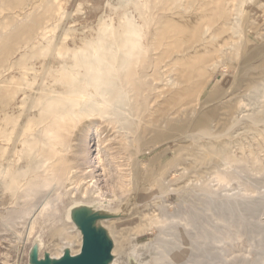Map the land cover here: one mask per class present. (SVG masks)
<instances>
[{"label": "rangeland", "instance_id": "rangeland-1", "mask_svg": "<svg viewBox=\"0 0 264 264\" xmlns=\"http://www.w3.org/2000/svg\"><path fill=\"white\" fill-rule=\"evenodd\" d=\"M85 1L0 0V82H2L0 83V114L3 112L2 116L0 115V170L6 169L12 173L10 181H0V264H28V250L35 241L39 242L40 256L45 251L59 256L70 233L68 224H71V221L67 222L65 213L77 204L84 203L95 209L114 213L113 217L101 221V224L111 232L114 241L112 251L114 256L110 264H130V262L139 260V256L150 247V244L147 245L148 248L135 247V242L152 241L154 235L142 230L147 227L144 226L146 218L131 219V216L135 212L147 209L149 204L152 207L151 211H154L153 208L159 203V199L158 197L149 198L143 188L145 183H142L140 178L138 180L141 185L139 190L128 185V180L125 179L129 166L125 162L127 156L125 145H123L124 134L122 135L115 129L114 122L103 121L98 113L90 115L86 111L78 110L65 99L63 94L80 84L84 85L88 77L96 76V73L90 71L96 65L90 54L94 53V59H97L99 65L117 67L120 65L125 49L123 40L126 35L132 33L131 21L138 27L143 42L140 47L142 52L128 56L131 59L132 64L129 65L132 70L138 69L139 74L147 77L149 81L155 73L158 75L164 73L165 81L167 79L174 81L172 89L185 85L186 68L197 55L204 56L205 61L207 60L204 62L205 68H208L212 58L216 57V49H220L218 54L227 61L235 62L244 53L248 56L255 52L260 53V55L257 54L260 58L259 56L257 58L260 60L264 58V0H167L165 3L164 0H117L116 3L109 0ZM78 5L80 6L77 7ZM67 12L68 15H66ZM85 13L87 14L84 15ZM187 14L190 15L189 18ZM177 16H180L179 19ZM170 18L174 22H181L180 35L164 33L159 37L158 30L159 32L165 31L167 29L164 28L165 24L171 21ZM156 42L159 45L156 46ZM110 49L117 51V55L110 56L108 53ZM50 54L52 57L49 56ZM37 60H40V63H35ZM146 64L147 66L143 67ZM124 73L125 70L119 69L112 73L111 84L120 91L128 90ZM32 74L36 77H32ZM76 74L81 75L76 77ZM220 76L223 78V86L217 88L215 93L221 95L229 83V75H222L218 72L199 97L192 94L189 98H181V103H187V105L182 106V112L179 111V114H175L176 116L172 115L168 132L158 129L157 136L161 138L166 137L165 135L169 136L171 132H179L185 124H188L187 122L194 118L198 110L202 107L203 109L208 108L210 105L207 106L205 100L214 91V83ZM106 81L110 82L108 79ZM25 90L28 92H24ZM155 93L151 94L152 98ZM28 97L34 99L31 100ZM138 98L143 101L142 93L138 94ZM189 101L191 103H188ZM154 103L153 108L157 106L156 102ZM4 113L7 115L5 116ZM157 113L156 115L160 117L161 114ZM251 114L257 119H264L262 108ZM180 115L181 117L186 116L182 117L183 120L176 119ZM213 124V121L208 122L206 129L202 128L194 138H187L181 143L175 144L172 139L161 138L152 144L150 151L145 146V152L142 154L143 163L141 165L143 166H139V172L143 175L146 171H152L166 178L162 181L163 185L157 183L156 187L153 186V190L170 192V201L175 203L177 195L176 190L172 188L183 186L186 178L185 173L181 171L182 165L192 171L189 164L196 150L203 148L205 144L223 138L228 140L230 145L221 153V156L231 163L235 161L244 167V171L236 176L235 181L247 188L251 196L256 197L264 193V124H252L250 121L235 126L230 124L221 131L219 137L207 136L205 133L213 134ZM43 127L58 130L59 143L63 146L67 145L70 149L61 153L64 157L70 156L65 166L77 164L78 168L71 174V187L57 201V211L46 210L41 214V206H39L41 197L27 196L25 192L16 187V183L30 187L41 179L42 171L38 169H41L39 164L44 149H42L43 144L40 140L45 137H40L37 128L41 130ZM54 154L53 150V160L49 161L56 165ZM18 156L21 159L18 160ZM53 165L52 169L50 168L51 172L56 171ZM203 169L205 170L202 172ZM202 170V175L197 179L190 174V178L194 181L192 186L189 185L188 189H180L188 203H191L188 197L199 191L211 195L225 188L226 191L223 192L225 195L239 193V187L234 184L224 186L214 179V174L219 168L207 165ZM167 179L169 182L165 181ZM121 180L124 182L122 186H120ZM168 183L171 186H168ZM137 192L138 195H136ZM134 195H136V201ZM130 207L133 209L130 210ZM250 211L254 214L260 212L259 215L264 218V201L254 205ZM31 223L34 225V230L29 233ZM256 233L251 234L255 236ZM135 235H137L136 238ZM80 244L75 241L69 248L73 247L75 253L79 250ZM218 245L224 247L228 257L233 255L228 245L220 242L217 243ZM252 254L255 255L253 251ZM146 264L154 263L148 261Z\"/></svg>", "mask_w": 264, "mask_h": 264}, {"label": "bare ground", "instance_id": "bare-ground-1", "mask_svg": "<svg viewBox=\"0 0 264 264\" xmlns=\"http://www.w3.org/2000/svg\"><path fill=\"white\" fill-rule=\"evenodd\" d=\"M109 1L116 3L117 0L115 1L109 0ZM165 1L167 2V0H164V3ZM164 3L163 4L161 3V4L164 5ZM80 5H78L77 7H79ZM177 8H174V9H177ZM68 14L69 13L67 12L66 15ZM86 14L87 13H85L84 15ZM159 15H162V13H159ZM189 16L187 14L188 18ZM178 17L180 16H177V18ZM69 18L70 17L68 16V19ZM189 20L192 21L191 19ZM237 22L239 24L238 19H237ZM88 24L90 23L88 22ZM158 24L159 23H157V25ZM131 25H132V29H131L132 33L126 35L125 39L123 40L125 49L123 50L124 54H122L120 65L118 67L99 65V62L96 61L97 59L96 60L94 59V53L90 54L92 57V61L94 62V64H96L95 67L90 69V71L91 73L92 72L96 73V76L94 78L88 77L84 85L80 84L76 86L75 88H73L72 90L64 92L63 94L65 96V99L68 102H71L74 107L78 108V110L86 111L90 115L96 112L98 113V116L103 119V121L114 122L115 129L119 133L121 132L122 135L124 134L123 135L124 136L123 145H125L126 156H127L125 159V162L129 166V172L126 175L127 178L125 177V179L128 180V185L132 186L136 190L137 189L139 190L141 185H139L138 180L140 178L142 180V183L146 184V185L143 184V188H144V191L149 195V198L153 199L155 197H158L159 199V203L155 205L153 208L154 211H151L152 207L147 202L149 204L147 209L140 211V212H135V214L131 216V219L133 218L136 219L138 217L139 218L142 217L143 219L146 218L147 219V220L145 219L146 225L144 226H147V227L143 228L142 230L147 233H152L154 235L152 241L146 240L142 242H135L134 244L135 247H147V245L150 244L149 245L150 247L149 248L147 247L148 249L146 250V252L139 256V260L136 261L137 264H146V262L148 261H152L154 264H264V218H262L259 215L260 212L259 214L255 213L256 214L255 215L252 211H250V208H252L254 205L261 203L262 200L264 201V193H260V195L258 194L256 195V197L251 196L247 188L241 186L240 184L237 183V181H235L236 176L241 174L242 171H244V167L242 164L236 163L235 161L231 163L228 159H225L221 156V153L225 151L230 145L228 140L222 138V140L210 142L209 144H205L203 148L200 147L199 150H196L189 164V167H191L192 171H190L188 167L182 165L181 171L185 173L186 178L183 181L184 182L183 186L172 188L174 189V191L176 190L175 194L177 195V198H176L177 200L175 203L170 201V198H169L171 194L170 192L168 191L159 192V191L153 190V186L156 187L155 185L157 183L158 184L160 183L161 185L164 184V183L162 184V181H164V179L166 178L161 177L163 176L162 174L159 176V175H156L157 173L154 174L152 171H146V173L141 175V173L139 172V166L143 163L142 154L145 152L144 150L145 146H147L148 151H150L152 149L151 147L152 144L155 143V141H157L158 139H161V138L172 139L175 142V144L178 142L181 143V141L184 142L183 140L187 138L192 139L196 135H198L199 131L202 128H204L210 121L214 122V124L212 125L213 134H207V133L205 134L207 136L213 135L214 137H217V136L219 137V135L221 134V131L225 130L224 128L230 124L235 126L237 124H242V123L249 122V121L252 124H262V123L264 124V119H257L251 114V112L259 110L260 108L264 109V58L260 60L259 59L260 53L255 52L248 56L247 54L244 53V55L240 57L239 59H237L235 62L231 60L227 61L226 59H224L222 56L218 54L220 49H216L215 50V52H217V54L215 53L216 57H213L212 60L210 59L211 63L209 67L205 68L204 62H206L207 60L205 61L204 56L197 55L194 61L191 64H189L188 67L186 68L185 74L183 73L186 79L185 80L186 82L184 83L185 85L184 86L182 85L183 87L181 88L172 89L174 85V81L168 80V79L165 81L164 80L165 76L163 77V74H164L163 71H162L163 74L161 75H158L155 73L152 76L153 77L152 80L149 81L147 77H144L139 74L138 69L134 68L132 70L131 65H129V64H132L130 62L131 59L128 56L142 52L140 47L141 45H143V42L141 39V35L139 34L138 27L134 25L132 21H131ZM165 25L167 26V27L163 26L165 29L167 28L165 31L162 30L161 32H159V30L157 29L158 30L157 33L159 37L163 36L164 33L165 34L169 33L171 35H175L177 33L179 34V32L182 30V24L181 22H178V21L174 22L173 20H171L167 22ZM81 32L84 33V31L82 30ZM233 33L235 34L236 32H234L233 30ZM159 37L157 38L159 39ZM178 40L179 39L177 38V41ZM232 40H234V38ZM188 41L191 42V40H188ZM157 44L158 42H156V46ZM52 51L54 50L52 49ZM181 51H184V50H181ZM108 53L110 54V56L117 55V51L113 49L108 50ZM51 54L49 56H51ZM257 56H259V58H257ZM37 62L40 63V60L35 61V63ZM147 64L143 67H146ZM118 69L125 70L124 80L126 82V86L128 89L127 91H120L116 89L114 85L111 84V79H113L112 73L118 71ZM164 69L166 70V68ZM4 71L2 72L4 73ZM24 72L26 73V71ZM218 72H221L222 75L224 74L229 75L228 76L229 83L225 91L221 95H217L215 93L217 88H220V86L221 87L223 86V81H222L223 78L222 76H220L214 83V88H213L214 91L210 93L208 99L205 100L206 105L207 106L210 105V106L205 109H203L204 107H202L200 110L196 112V114L194 113L195 114L194 118L191 119L190 122H187L188 124H185V126L179 132L174 131V132H171L169 136L165 135L166 137L162 136L161 138H159V136H157L158 129L167 130L168 132V130L170 129L169 121L172 118V115L174 114V116H176L177 113L179 114V111L182 112V109H183L182 106L183 105L185 106V104L187 105V103H181V100H182L181 98L182 97L189 98V96H191L192 94H195L197 97H199L200 94H202V91L204 90V88L209 85L212 78ZM33 75L34 74H32V77H36ZM79 75L81 74H76V77H78ZM7 76L9 77V74ZM226 78L227 77L225 76V79ZM106 79H108V81L110 82H107ZM26 90L24 92H28ZM45 90L46 89H44V91ZM33 91L35 90L33 89ZM155 91L157 93H155ZM41 93L44 94V92H41ZM140 93H142L143 95V101H141L138 98V94ZM154 93H155V96L153 95V98H152L151 94H154ZM33 97L31 98L28 97V99L30 98L32 100ZM23 100L21 101L24 103L25 101ZM154 102H156L157 106L153 108ZM188 103H191V102L189 101ZM17 104H19V102ZM30 104L28 105L30 106ZM248 107L250 108L249 110L247 109ZM6 111H8V109ZM156 113L157 114L160 113L161 114V115L159 114L160 117H158ZM6 115L7 113L5 114V116ZM24 117L26 116L24 115ZM182 117L180 115V116H177L176 119L181 120ZM19 123H20V118H19ZM43 128L41 130L40 128H37L39 129L37 132L39 133L40 137L41 136L45 137V138H41L40 140V142L43 144L42 149H44V152L41 153V163L39 164V167H41V169H38L42 171L41 179L36 184L30 187L23 186L19 184L18 182L16 183V187L20 189L21 191L25 192L27 196H30V197L40 196L41 197V199L39 200L41 204L39 205L41 206V214L44 213L46 210H51L53 212L57 211V201H59L62 198L64 192H66L67 189L71 187L72 185L71 174L72 172H75L76 168H78L77 164H70V165L68 164L65 166V162L70 156L64 157L62 156L61 153L65 151L67 152L69 147L67 145L63 146V144L59 143L58 130L51 129L49 127H45L43 130ZM231 128L233 127L231 126ZM204 129H206V127ZM228 130H230V128ZM226 132L228 131L226 130ZM161 134H163V132ZM35 138H36V135H35ZM48 146L50 148H48ZM53 150L55 153L54 154V159H55L54 164L56 163V165L51 164V162L49 161L50 159L53 160ZM19 159H21V157H19L18 160ZM32 161H34V159ZM52 165L55 166L56 168V171L54 172L50 171V168L52 169ZM207 165L219 168L218 172L214 174V179L216 181H218L224 186H228L229 184H234L236 187H239V193L233 194L230 196L225 195L223 193L224 191H226L225 188L219 193H214L211 195L208 194L207 192L199 191V192H194L193 196L188 197V199L190 198L189 200H191V203H188V201L184 199V196L182 194L183 192H181L180 189H183V188L188 189L189 185L192 186L194 181L190 178L191 177L190 174H193L195 176L194 179L199 178L202 175V172L205 170V169L202 170V168L203 167L206 168ZM227 165L228 166L230 165V166L227 167ZM142 166L143 165H141V167ZM145 168L147 170V167ZM9 171L10 170H6V169L0 170V181H10V176H12V173H10L11 171L10 172ZM165 181L169 182L168 179ZM122 185H124V182L121 180L120 186ZM168 186H171V184H169ZM2 194L3 192L1 193V195ZM138 194L139 193L137 192L136 195ZM136 195L133 196L134 199ZM129 209L132 210L133 207H130ZM67 211L65 213V217L68 222L69 218H68ZM68 226L70 227V231H69L70 233H69L68 239L66 240V245L70 246L75 241L76 243L80 244L81 238L79 235L80 234L79 230L76 229L73 222H71V224H68ZM33 230H34V225L32 224L30 226L29 233L32 232ZM253 232H257L255 236H252L253 234L251 233ZM29 235L30 234H28V236ZM136 237L137 235H135V238ZM218 242L225 243L226 245H228L233 255L231 257H228V255L226 254V251H224V247L219 246L220 244L217 246ZM70 249H71V252L74 253L73 247ZM252 251L255 253V255L252 254L253 256L251 255ZM51 256H54V255L51 254Z\"/></svg>", "mask_w": 264, "mask_h": 264}, {"label": "water", "instance_id": "water-1", "mask_svg": "<svg viewBox=\"0 0 264 264\" xmlns=\"http://www.w3.org/2000/svg\"><path fill=\"white\" fill-rule=\"evenodd\" d=\"M114 213L95 209L86 204H78L68 212V218L79 230L81 239L79 250L71 252L64 246L59 256L39 253V242L35 241L27 254L28 264H110L113 261L114 241L111 232L101 221L113 217ZM130 264H137L136 261Z\"/></svg>", "mask_w": 264, "mask_h": 264}]
</instances>
